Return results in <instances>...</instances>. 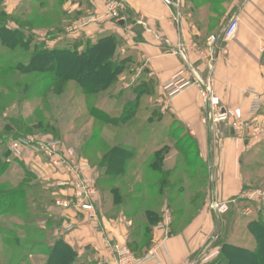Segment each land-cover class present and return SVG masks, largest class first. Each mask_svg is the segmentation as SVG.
I'll return each instance as SVG.
<instances>
[{
	"label": "rangeland",
	"instance_id": "rangeland-1",
	"mask_svg": "<svg viewBox=\"0 0 264 264\" xmlns=\"http://www.w3.org/2000/svg\"><path fill=\"white\" fill-rule=\"evenodd\" d=\"M186 2L187 0H183V5ZM227 2L229 1L219 0V4L207 5L215 7L212 10L213 19H208L211 28L219 27L218 23L226 13V5L223 3ZM13 6L12 0H0V26L19 31L15 35L11 32L7 35L0 34V183L6 184L0 186V264H41V260L46 262L47 246L50 247L57 240H64L69 245L68 235L83 224L98 220L99 212L114 220H122L128 234L124 243L108 235L103 237L102 248L109 252L113 264L116 260L114 252L105 246L104 240L110 241V246H127L135 259H139L156 248L155 240L158 236L154 227L165 221L167 213L171 217L170 234L175 235L187 228H195L197 235L194 236V244H199L201 239L205 240V237L201 238V232L209 236L208 243L194 253V264H224L220 253L222 245L227 242L254 248L256 241L253 230L257 238H260V227L264 229V189H252L246 194L244 201L226 202V213H215L211 203L205 202L209 195L207 170L198 162L189 136L183 129H177V126L171 128L173 137L168 134L161 148H165V160L168 158L166 163L164 161L162 170L169 172L177 167L178 172L170 181L171 184L178 183V186L172 191L170 198L167 195L170 189H162V195H165L163 198L157 192L159 188L153 187L160 180L151 169L154 162L153 135L164 131L159 125L162 122L159 121L167 115L160 113L156 104L149 103L154 93L151 92L154 82L148 76L137 52L133 48L124 53L119 51L118 48L126 46V40L116 41L117 51L113 58L117 63L124 58L127 70L122 82H118L117 77L116 82L96 94L86 93L81 88L77 91L73 86L76 83H73L66 91L64 87L63 92L57 95V84L52 83V73H24L23 67L31 62L32 56L38 50L52 49V41L56 40L62 29L48 26L50 18L47 14L42 15L36 3L23 4L15 16L6 12H10ZM53 10L56 11L57 8ZM132 27L129 31H140L139 27ZM43 34L45 37H42ZM47 37L51 39L48 40ZM17 40L22 43L17 44ZM3 42L14 46L12 49L6 48ZM44 87L50 88L49 91H44ZM145 89L150 93L146 99L147 108H144V112L140 109L132 115L130 124L117 121L118 124L112 125L93 117L99 115L98 110L105 108L110 117L119 118L122 109L127 105L124 104L135 102L136 96ZM163 96L167 100L164 91ZM143 119L145 126L142 125ZM143 132L145 134L141 139L131 140ZM28 136L61 141L67 149L75 151L79 161L82 160L92 167L97 188L95 219H88L73 209L67 210L56 205L59 199H70L71 192L67 187H59L58 184L64 180L65 175L62 171L55 170L50 161L29 151L19 158L12 155V144ZM115 148L139 149L141 153L137 150L133 159L125 157L124 152L121 153L122 157L107 158L109 169L114 174L110 176L105 174L101 163H105V157ZM148 149L150 151L147 158L142 160L143 150ZM107 177L112 184L104 183ZM136 184L138 186L135 188ZM114 188L118 189L117 200L120 202L111 195V189ZM18 189L22 192L15 199L4 195L5 191ZM128 195L130 198H127ZM144 209L156 211L157 217L156 224L149 223L147 235L144 230H137V227L147 223ZM70 222L75 223L76 228L67 232L64 228ZM94 225L98 228L100 224ZM216 235L218 237L213 241ZM146 240L149 241V246L142 253L139 250L143 249ZM136 245H140L138 254L133 251ZM209 245L212 246L208 248ZM96 250L98 249L90 246L80 255L73 249L72 264H107L104 258L97 256Z\"/></svg>",
	"mask_w": 264,
	"mask_h": 264
},
{
	"label": "crops",
	"instance_id": "crops-1",
	"mask_svg": "<svg viewBox=\"0 0 264 264\" xmlns=\"http://www.w3.org/2000/svg\"><path fill=\"white\" fill-rule=\"evenodd\" d=\"M113 1L118 4L120 20L109 17L105 7L107 0H12L14 6L6 12L15 16L23 4H38L42 15L47 14L50 18L48 26L62 29L52 41V48L76 45L82 52L86 45L107 34L113 35L116 41L125 39L127 44L118 48L119 51L124 53L133 48L137 52L154 82L151 91L154 93L149 103L156 104L160 113L167 115L159 121L163 123L159 125L164 131L155 133L154 141L162 138L164 144L168 134L173 137L171 128L177 126L195 142L199 161L208 174L209 195L205 202L244 201L250 190L264 189V112L257 117L249 116L250 95L247 94L254 88L264 95V0H230L224 3L226 13L218 23L219 27L213 28L208 21L213 19L210 7H195L190 0L183 5L181 24L174 21L175 10L167 8L160 0ZM51 13L54 14L49 17ZM92 15L99 19L80 28L83 18ZM234 18L239 22L235 34L227 40L221 38L212 55L208 38L220 35ZM132 26L139 27L140 31H129ZM179 44L183 46V53L179 51ZM182 70L194 73L198 82L167 101L163 96V86ZM125 75L126 71H123L118 82H122ZM72 84H67L65 91ZM73 86L79 91L78 85ZM206 87L211 90L209 98L217 99L218 105L203 101L201 95ZM140 93L139 110L144 112L150 93L146 89ZM145 124L143 119L142 125ZM141 129L145 131L144 127ZM143 134L145 132L131 140H139ZM167 161L168 158L165 163ZM98 220L83 224L70 233L67 242L80 255L87 247L97 248V256L104 258L107 264H113L109 252L102 248V239L108 235L124 243L128 234L120 219L114 220L99 212ZM95 223L100 224L98 228H95ZM155 233L158 236L155 240L157 259L161 264H194V253L209 239L206 233L201 232V238L205 237V240L194 244L195 228H187L175 235L169 233V228L166 233ZM40 263L46 262L41 260Z\"/></svg>",
	"mask_w": 264,
	"mask_h": 264
},
{
	"label": "trees",
	"instance_id": "trees-1",
	"mask_svg": "<svg viewBox=\"0 0 264 264\" xmlns=\"http://www.w3.org/2000/svg\"><path fill=\"white\" fill-rule=\"evenodd\" d=\"M218 2L219 0H190V4H192L195 7H201L204 5H208L210 3L217 4ZM209 7H210V11L214 10L213 8H215L213 6H209ZM10 32L13 35L19 34V31L17 30H11L4 26L2 27L0 26V34L4 33L5 35H7L10 34ZM18 43L21 44L22 41L18 42L17 40V44ZM2 44L6 48H10V49H12L14 46L12 44H8L5 42H3ZM116 51H117L116 39L114 38L113 35L107 34L101 36L96 42L86 45L82 52L78 51V46L76 45L67 48L54 47L52 49L50 48L40 49L34 53L31 62L27 66L23 67V71L24 73L40 72V71H43L45 73H52L54 75L52 83L57 84L55 90V94L57 95H60L63 92V88L71 82L76 83L86 93L96 94L98 92H102L106 90L109 87V85L112 84L123 71L127 70L124 65L123 58L122 60L120 59L118 63L114 61L113 58L114 55L116 54ZM43 89L44 91L48 92L50 88L44 87ZM140 94L141 93H139L136 96L135 102L131 101L127 103L119 118L110 117L107 114L105 108L98 110L99 111L98 116H93V115L92 116L94 118H97L112 125L118 124L117 121H120L122 124H130L131 119L139 110ZM95 110L96 108L92 111V113L95 112ZM161 140L162 138L157 139L155 141L153 140L154 147L153 149L151 148L153 150L152 155L154 158V162L152 163L151 169L157 174L158 177H160V180L156 182L153 187L159 188L157 192L158 194L161 195L163 194L162 189H170L169 193L167 194L168 197L170 198L172 196V191L178 186V183L171 184L170 180L178 172V169L177 167H175L169 172L162 170L163 163L165 161V154H164L165 148H161L163 144ZM191 145L196 151L197 154L196 157L199 162L197 146L195 142L192 140H191ZM137 150L139 149L136 150H132V149L127 150L123 148L113 149L105 157V163L104 162L101 163V167L104 168L106 171L105 174H109L110 176L114 175L113 172H111L109 169L108 166L109 161H106L107 158L112 159L114 157L115 158L122 157L121 153L124 152V156L133 159L137 153ZM149 151H150L149 149L143 150L142 160H145L147 158ZM122 174H119V176ZM108 179H105L104 183H106L107 185L112 184L111 180ZM3 185L6 184L0 183L1 187H3ZM137 186L138 185L136 184L135 188ZM147 188L149 189V187ZM21 192L22 191H20L19 189L5 191L4 195L7 196L9 199H15V197L20 196ZM111 195H113L114 199L117 200L119 198L118 189L117 188L111 189ZM148 195L149 193L146 194V196ZM162 196L164 198L165 195ZM169 198H167V200H169ZM117 202H120V200H117ZM145 212H146L147 223L142 224L140 227H137V230L138 232L144 230L145 234L147 235V232H149V228H150L149 223L156 224L157 220H155V218L157 219V217H156V211L154 210L146 209ZM260 229L262 231L260 238H257L255 230H253L252 232L256 241L254 248H245L237 244L228 243V242L222 245L221 253H220V257L223 258L222 262L224 264H252V262L253 263L255 262V264H264V229L261 227ZM134 235L135 234H133V236ZM148 243L149 241L146 240L143 249L139 251L143 253V251L147 250V247L149 246ZM47 248H48V252L46 254L47 261L45 264H72L71 257L74 251L66 242H64V240H57L50 247L47 246ZM139 248L140 245H136L134 246L133 251L136 252ZM136 253L138 254V251ZM218 262H220V260Z\"/></svg>",
	"mask_w": 264,
	"mask_h": 264
},
{
	"label": "built area",
	"instance_id": "built-area-1",
	"mask_svg": "<svg viewBox=\"0 0 264 264\" xmlns=\"http://www.w3.org/2000/svg\"><path fill=\"white\" fill-rule=\"evenodd\" d=\"M167 8L174 12V21L176 24H181V11L183 8V0H160ZM110 18H119V10L117 2L108 0L105 5ZM99 18L97 16H87L83 18L80 28L94 23ZM239 22L236 18L224 28L220 35H212L208 38V43L211 47V53L214 54L215 46L218 41L223 38L227 40L231 38L237 28ZM179 51L184 52L183 46L179 44ZM179 52V53H180ZM180 53V54H181ZM198 80L194 73H185L181 71L176 74L171 80L166 82L163 86L164 95L167 100H171L185 90L197 84ZM211 90L209 87L202 92V99L204 102H210L212 105H218L217 99H210ZM250 95V102L248 107V114L250 117L260 116L264 112V95L256 89L251 88L247 91ZM222 118V117H220ZM10 151L12 155L19 158L24 152L29 151L43 156L50 161L55 170H60L65 175L64 180L60 181L59 187H67L71 192V198L59 199L56 205L60 208L71 210L73 209L77 214L85 215L88 219L96 218V195L97 188L95 182L94 170L86 162L78 159L73 149H67L61 141L43 140L38 136H28L27 138H20L16 140ZM227 203H219L217 201L211 202V208L215 213H226L228 211ZM171 222L169 213L165 216V221L156 225L154 231L158 233H166ZM76 224L73 222L65 226V231L72 232L75 230ZM105 246L110 248L115 255V264H161L157 259V247L151 250L143 259H135L132 252L127 246L112 245L110 241L104 240ZM110 246V247H109Z\"/></svg>",
	"mask_w": 264,
	"mask_h": 264
}]
</instances>
